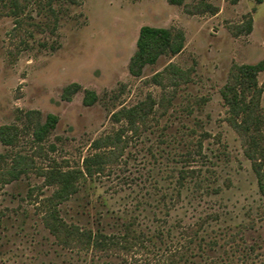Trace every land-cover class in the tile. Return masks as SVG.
Returning <instances> with one entry per match:
<instances>
[{"label": "rangeland", "instance_id": "obj_1", "mask_svg": "<svg viewBox=\"0 0 264 264\" xmlns=\"http://www.w3.org/2000/svg\"><path fill=\"white\" fill-rule=\"evenodd\" d=\"M78 1L55 7L59 21L52 30L46 8L39 15L35 5L19 25L0 16V126L18 128L15 145L0 141V264H69L70 258V264H148L166 255V246L179 248L175 264H264V198L219 92L233 64L264 58V0H209L215 14H188L166 0ZM142 25L180 28L185 43L132 76L127 65ZM169 63L187 72L186 82H153ZM72 82L80 89L62 99ZM86 89L96 93L91 105L82 102ZM148 96L168 105L139 133L113 118ZM28 110H38L41 120L58 117L40 142ZM117 130L127 141L122 157L92 179L94 197L101 195L113 213L106 230L119 232L120 222L133 221L142 239L158 238L108 258L73 255L42 223L40 202L53 187L38 171L82 167L93 140ZM16 154L34 167L8 181L1 169ZM84 195L61 205L67 220L81 219Z\"/></svg>", "mask_w": 264, "mask_h": 264}, {"label": "trees", "instance_id": "obj_2", "mask_svg": "<svg viewBox=\"0 0 264 264\" xmlns=\"http://www.w3.org/2000/svg\"><path fill=\"white\" fill-rule=\"evenodd\" d=\"M166 1L171 5H182L184 12L188 14H215L218 11V8L209 0H196L193 4L187 3L186 0ZM254 1L261 3L263 0ZM76 4H79L78 0H0V16L13 17L14 23L19 25L25 9L35 5L39 9V15H42L41 12L46 8L43 17L51 20L52 30L56 28L59 21L55 7ZM251 29L252 24L249 20L242 31L249 33ZM184 43L185 33L180 28L142 25L138 31L135 51L128 61L129 74L140 76L146 65L154 64L161 55L179 53ZM260 72H264V58L256 63L233 64L219 92L227 107L226 120L240 139L243 154L250 161L258 190L264 198V107L261 105L264 79L259 83ZM187 79V72L173 63H169L152 77L156 84H162L165 81L171 86L186 82ZM79 89L80 84L72 82L63 87L61 98L70 100ZM95 99L96 93L93 90L84 91L82 100L84 105L93 104ZM157 103L158 107L155 109ZM167 105L168 102H165V99L156 102L148 96L131 107H123L114 113L113 118L124 119L127 129L137 134L147 126L150 119L164 114ZM25 115L33 123L32 134L37 142L42 141L55 128L58 121V117L52 113H48L41 120V113L38 110H28ZM0 141L4 145H15L18 141V128L15 125L0 126ZM126 144L123 131L117 130L93 140L91 146L94 152L83 158L82 167L69 169L54 167L48 171H38L44 176L45 184L53 187L52 192L40 202L43 213L42 223L54 238L55 244L61 249L73 255L108 258L120 252L128 253L134 246L143 244L146 240H149L152 245L156 243L153 239L158 238L156 235L142 239L136 233L133 221L120 222L117 225L121 230L119 232H107L109 223L107 219L110 216L113 217V213L104 208L106 201L101 195L97 194L94 197L93 177L116 164L122 157ZM33 167L34 162L31 158L16 154L10 165L1 169V176L6 177L8 181L16 180ZM80 192L85 194L81 198L82 203L78 205L81 209L77 211L81 219L67 220L61 205ZM158 236L161 235L158 234ZM164 250L166 255L157 263L148 264H175L179 259V248L166 246ZM71 262L70 258L69 264ZM83 264L93 263H88L85 259Z\"/></svg>", "mask_w": 264, "mask_h": 264}]
</instances>
